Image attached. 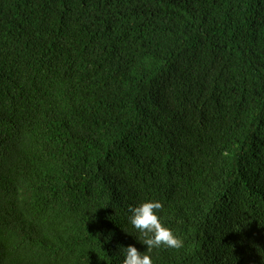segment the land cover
<instances>
[{"label":"trees","instance_id":"16d2710c","mask_svg":"<svg viewBox=\"0 0 264 264\" xmlns=\"http://www.w3.org/2000/svg\"><path fill=\"white\" fill-rule=\"evenodd\" d=\"M264 264V0H0V264Z\"/></svg>","mask_w":264,"mask_h":264},{"label":"clouds","instance_id":"9594fccd","mask_svg":"<svg viewBox=\"0 0 264 264\" xmlns=\"http://www.w3.org/2000/svg\"><path fill=\"white\" fill-rule=\"evenodd\" d=\"M163 205L158 200H147L138 206L129 207V224L139 232L136 237L147 250L141 252L134 245L121 246L123 264H154L153 250L165 248L179 250L184 247V240L172 228L167 227L159 215Z\"/></svg>","mask_w":264,"mask_h":264}]
</instances>
